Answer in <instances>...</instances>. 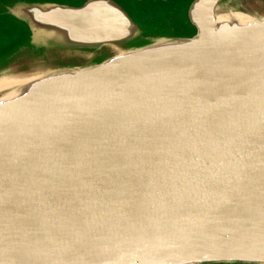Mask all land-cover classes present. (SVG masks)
<instances>
[{"label": "water", "instance_id": "1", "mask_svg": "<svg viewBox=\"0 0 264 264\" xmlns=\"http://www.w3.org/2000/svg\"><path fill=\"white\" fill-rule=\"evenodd\" d=\"M22 48L90 57L13 73ZM5 75L0 264H264V15L244 0H0Z\"/></svg>", "mask_w": 264, "mask_h": 264}, {"label": "rangeland", "instance_id": "2", "mask_svg": "<svg viewBox=\"0 0 264 264\" xmlns=\"http://www.w3.org/2000/svg\"><path fill=\"white\" fill-rule=\"evenodd\" d=\"M185 2L187 4L188 0H185ZM250 2L251 4H249V2L247 4L246 2L250 9H252L258 15H264V0H250ZM174 23L175 22L172 23L173 25L169 23V25L167 26L168 29L179 32V28L177 27L178 24ZM89 57L90 54H87L86 56L85 53L81 54L80 51H72L59 48L49 49L48 51H45L44 55L40 56L35 54L33 55L32 53L27 51L26 48H22L9 58L13 62L11 64H9L8 62V69H10L13 73L32 72V70L34 69H39L47 66H56L63 63L85 62L89 59Z\"/></svg>", "mask_w": 264, "mask_h": 264}, {"label": "bare ground", "instance_id": "3", "mask_svg": "<svg viewBox=\"0 0 264 264\" xmlns=\"http://www.w3.org/2000/svg\"><path fill=\"white\" fill-rule=\"evenodd\" d=\"M14 66H15V64H14ZM20 80L21 79L5 75V76L0 78V89L4 88L6 86H9L11 84H14Z\"/></svg>", "mask_w": 264, "mask_h": 264}, {"label": "flooded vegetation", "instance_id": "4", "mask_svg": "<svg viewBox=\"0 0 264 264\" xmlns=\"http://www.w3.org/2000/svg\"><path fill=\"white\" fill-rule=\"evenodd\" d=\"M245 2H247V4H248V2H249V4H251V2H250V0H245ZM168 30V31H167ZM166 33H168L169 31H171V29H168V28H166V30H164ZM26 50L27 51H29L30 53H32L33 55H34V52H33V50L32 49H29V48H26ZM9 64H11L13 61H11V59H9Z\"/></svg>", "mask_w": 264, "mask_h": 264}]
</instances>
